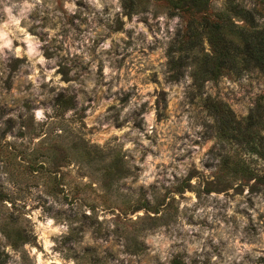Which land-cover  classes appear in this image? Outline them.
Segmentation results:
<instances>
[{
	"label": "rangeland",
	"instance_id": "374dc122",
	"mask_svg": "<svg viewBox=\"0 0 264 264\" xmlns=\"http://www.w3.org/2000/svg\"><path fill=\"white\" fill-rule=\"evenodd\" d=\"M226 5L0 0V264H264V75L205 72Z\"/></svg>",
	"mask_w": 264,
	"mask_h": 264
},
{
	"label": "trees",
	"instance_id": "16d2710c",
	"mask_svg": "<svg viewBox=\"0 0 264 264\" xmlns=\"http://www.w3.org/2000/svg\"><path fill=\"white\" fill-rule=\"evenodd\" d=\"M176 5L188 7L194 13L206 12L209 0H173ZM262 9L253 6L245 9L233 0H227L224 12H220L216 21H209L207 17H201L203 28L207 35L211 52L205 54V72L216 79L220 76V70L230 66L238 71L258 69L264 75V22L260 23L264 15V0H259ZM183 5V6H182ZM241 17L249 28L239 27L231 16ZM206 16V15H205ZM207 24V25H206ZM206 25V26H205ZM197 46V42L175 40L168 50L170 62L174 58L175 51H191ZM179 66L183 65V57ZM174 62L173 64H175ZM211 63V67L208 66ZM70 98L68 101L70 102Z\"/></svg>",
	"mask_w": 264,
	"mask_h": 264
},
{
	"label": "clouds",
	"instance_id": "9594fccd",
	"mask_svg": "<svg viewBox=\"0 0 264 264\" xmlns=\"http://www.w3.org/2000/svg\"><path fill=\"white\" fill-rule=\"evenodd\" d=\"M12 7H15V5H13ZM26 7L27 8H30L31 6L30 5H26ZM68 7H69V11H74L75 10L73 6H68ZM96 7L97 8H100L101 5L100 4H96ZM5 11L9 15L10 22L13 25H18L19 22H20V18L23 17V12L20 13V18H17V17H13L12 16V14H11V8L6 7L5 8ZM4 27H5V29H7L8 25L6 24ZM21 31H23V29H21ZM8 35H9V33L7 31H5L3 34H0V38L3 39V47H5V48L11 46V40L8 39ZM32 40H33V38H31V37H28L27 38V41H28V54H29V56H31V55L34 54V45L32 43ZM104 47H108V45L105 44ZM35 55L39 56V53H35ZM40 62L43 63V60H41Z\"/></svg>",
	"mask_w": 264,
	"mask_h": 264
}]
</instances>
